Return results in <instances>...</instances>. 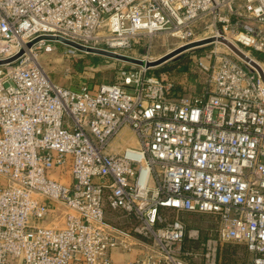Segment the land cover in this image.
Instances as JSON below:
<instances>
[{
    "label": "built area",
    "instance_id": "2783aa9c",
    "mask_svg": "<svg viewBox=\"0 0 264 264\" xmlns=\"http://www.w3.org/2000/svg\"><path fill=\"white\" fill-rule=\"evenodd\" d=\"M158 33L223 37L253 63L206 51L200 92L178 94L144 63L69 87L38 61L47 36L122 53ZM249 52L264 53V0H0V264H194L182 212L215 219L205 264L222 242L264 264V65ZM126 126L137 145L110 151Z\"/></svg>",
    "mask_w": 264,
    "mask_h": 264
},
{
    "label": "rangeland",
    "instance_id": "374dc122",
    "mask_svg": "<svg viewBox=\"0 0 264 264\" xmlns=\"http://www.w3.org/2000/svg\"><path fill=\"white\" fill-rule=\"evenodd\" d=\"M197 38L199 39L201 37L197 36ZM186 42L185 39H181L175 35L158 33L152 38L144 37L139 42L132 45L131 48L125 51L123 50L122 53L139 59L152 60ZM47 43L55 47L49 51L41 50L38 61L42 64L52 81L56 83H58V80L69 85H75L79 82H85L86 84L91 83V85L100 82H111L115 69L118 66L130 65L129 62L121 59L96 53H80L68 59L64 54V50L67 48L64 43L57 40H50ZM213 49L220 52L228 51L232 53L226 45L220 42L206 41L203 42V44L188 46L175 54L172 58L159 64L152 65L150 71L153 73H176L180 69L182 72L194 74L193 59ZM249 54L263 61L264 65V53L249 52ZM93 57H100L102 59L101 63L94 64ZM67 66L69 67V72L65 73V67ZM125 128L132 132L129 127L126 126ZM179 215L189 230L197 229L199 234L197 239L184 238L183 240V247L185 249H190L194 253V255L188 258H190L194 264H203L205 242L209 236L214 234L216 226L215 219L204 213L182 212ZM106 221L117 228H127L134 223L133 220L127 218L123 213L113 210H107ZM125 255L132 256V254ZM215 258L216 264H245L249 259V255L243 247L234 248L231 243L222 242V244L218 245Z\"/></svg>",
    "mask_w": 264,
    "mask_h": 264
},
{
    "label": "crops",
    "instance_id": "0c3cea01",
    "mask_svg": "<svg viewBox=\"0 0 264 264\" xmlns=\"http://www.w3.org/2000/svg\"><path fill=\"white\" fill-rule=\"evenodd\" d=\"M99 63H101V62H99ZM96 64H98V63H96ZM171 73H174V72H171ZM174 76H176L175 79H174V81H175V89H176V92L178 94L181 91H188V90H193L194 92H197V93L200 92V84L195 80V78H196L195 73L194 74H192V73L191 74H188L187 72H182L179 69L178 72L174 73ZM113 80H114V75H113ZM57 82L60 85L69 86V87L79 86L80 84H86L85 82H83V83L82 82H79V83H77L75 85H69V84H67L65 82H62L61 80H58ZM108 82H110V81H108ZM87 85H89V86H95L97 84L91 85V83H89ZM136 145H137V140H136V137L133 134V132H131L129 129H126L125 127H123L119 131V133L114 137V139L112 140V142L110 144L109 150L112 151V152H119V151L123 150L127 146H136ZM211 236H214V237L216 236L215 235V231H214V234L211 235ZM185 238H190V237L189 236H186ZM228 243H231V242H228ZM231 244H232V247H234V248L243 247L244 250H246L245 249V246L243 244H240V243H231ZM246 252H247V250H246ZM248 255H249V253H248ZM115 258L116 259H119V260H122V259L126 258V255H122V256L115 255ZM203 264H205L204 261H203Z\"/></svg>",
    "mask_w": 264,
    "mask_h": 264
},
{
    "label": "water",
    "instance_id": "95a60500",
    "mask_svg": "<svg viewBox=\"0 0 264 264\" xmlns=\"http://www.w3.org/2000/svg\"><path fill=\"white\" fill-rule=\"evenodd\" d=\"M45 38L49 39V40L60 41V42L64 43L65 45L74 47V48H76L78 50L85 51L87 53L101 54V55H104V56H108V57H112V58H116V59H121L123 61L129 62V63H134V64H143L144 63V64L149 65V66L156 65V64H159V63H161L163 61H166L169 58H172L173 56H175V54H177L178 52H180L183 49H185L186 47L191 46V45H196V43L194 44V42L188 43V44H185V45H181V46H179V47H177L175 49H172V50L168 51L167 53L159 56L155 60H150V61H146L145 62V61H143L142 59H139V58L131 57V56H128V55H125V54H122V53H117V52H114V51H111V50H107V49H103V48L83 46V45H80V44H78L76 42H73V41H70V40H66V39H63V38H60V37L47 36ZM211 40H213V39L206 38V39L202 40V42H199V43L201 44L203 42L211 41ZM218 40L220 42L224 43L228 48H230L242 60L250 62V63H253L252 60L244 52H242L240 49H238L234 44H232L227 39H225L223 37H219ZM195 42H197V41H195Z\"/></svg>",
    "mask_w": 264,
    "mask_h": 264
},
{
    "label": "bare ground",
    "instance_id": "6f19581e",
    "mask_svg": "<svg viewBox=\"0 0 264 264\" xmlns=\"http://www.w3.org/2000/svg\"><path fill=\"white\" fill-rule=\"evenodd\" d=\"M217 39V38H216ZM202 40H204V39H198V40H196L197 42H194V44L196 43V44H200L199 42H202ZM229 40V39H228ZM230 42H232L231 40H229ZM203 44V43H202ZM234 44V43H233ZM181 45V44H180ZM179 46V45H178ZM158 57H156L155 59H157ZM155 59H152V60H155Z\"/></svg>",
    "mask_w": 264,
    "mask_h": 264
},
{
    "label": "trees",
    "instance_id": "16d2710c",
    "mask_svg": "<svg viewBox=\"0 0 264 264\" xmlns=\"http://www.w3.org/2000/svg\"><path fill=\"white\" fill-rule=\"evenodd\" d=\"M93 59H94V64L99 63L102 60L100 57H93Z\"/></svg>",
    "mask_w": 264,
    "mask_h": 264
}]
</instances>
